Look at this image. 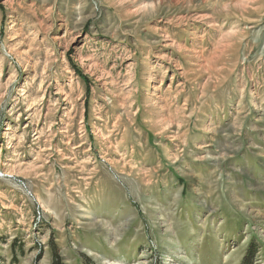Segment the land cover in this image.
Segmentation results:
<instances>
[{"label":"rangeland","instance_id":"374dc122","mask_svg":"<svg viewBox=\"0 0 264 264\" xmlns=\"http://www.w3.org/2000/svg\"><path fill=\"white\" fill-rule=\"evenodd\" d=\"M264 264V0H0V264Z\"/></svg>","mask_w":264,"mask_h":264},{"label":"trees","instance_id":"16d2710c","mask_svg":"<svg viewBox=\"0 0 264 264\" xmlns=\"http://www.w3.org/2000/svg\"><path fill=\"white\" fill-rule=\"evenodd\" d=\"M51 264H65L61 256L56 252V250L53 251V257H52Z\"/></svg>","mask_w":264,"mask_h":264}]
</instances>
